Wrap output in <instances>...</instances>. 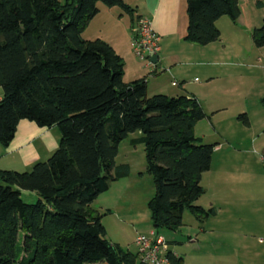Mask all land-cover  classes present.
I'll return each instance as SVG.
<instances>
[{
	"label": "trees",
	"instance_id": "16d2710c",
	"mask_svg": "<svg viewBox=\"0 0 264 264\" xmlns=\"http://www.w3.org/2000/svg\"><path fill=\"white\" fill-rule=\"evenodd\" d=\"M98 3L132 10L123 0H0V144L9 143L22 119L59 130L45 161L29 171L0 170V264H144L137 250L105 238L102 215L90 208L128 175L129 166L114 159L133 132L153 180L147 207L156 233L177 230L186 208L199 222L215 213L195 204L215 147L194 135L205 117L199 102L147 95L144 77L124 81L122 57L106 41L82 37ZM239 14L238 0H186L183 39L217 41L215 22ZM251 35L264 45V19ZM238 119L248 125L245 114ZM20 190L34 192L37 201L24 202ZM168 257L182 264L171 251Z\"/></svg>",
	"mask_w": 264,
	"mask_h": 264
},
{
	"label": "rangeland",
	"instance_id": "374dc122",
	"mask_svg": "<svg viewBox=\"0 0 264 264\" xmlns=\"http://www.w3.org/2000/svg\"><path fill=\"white\" fill-rule=\"evenodd\" d=\"M185 5L184 1L179 32L169 49L188 46L183 39L187 19ZM98 7L102 8L101 13L84 30L82 37L100 30L109 41H120L124 28L129 30L133 21V26L136 24L135 10L107 7L102 3H98ZM238 7L240 14L236 21L221 16L215 22L220 38L207 44L206 56H197L201 60L195 61L201 64L182 74L186 83L197 87L210 76L209 83L200 87L198 101L205 117L196 122L194 135L199 143L215 145L211 168L204 174L203 193L199 197L201 205L205 209L214 208L215 213L199 222L186 208L177 230H157L172 251L182 258V264L262 263L257 247L264 223V72L261 67L264 48L253 43L251 34L264 19V0H238ZM107 8H113V13ZM128 33L131 36L132 33ZM130 50L138 58L133 46ZM171 59L175 63L184 61L178 57ZM140 62L147 79L154 69L160 72L159 68L145 67V60ZM2 93L0 87V96ZM240 114L246 115L248 125L238 119ZM55 128L59 136L57 126ZM138 134L129 133L118 144L114 159L115 164L129 166V176L119 178L116 185L100 193L90 204L94 213L102 215L105 238L133 253L137 250L136 236L153 230L147 201L154 193V185L145 168L143 145L132 143ZM20 192L24 202L37 201V196L31 195L34 193ZM22 238L23 231L18 230V249Z\"/></svg>",
	"mask_w": 264,
	"mask_h": 264
},
{
	"label": "crops",
	"instance_id": "0c3cea01",
	"mask_svg": "<svg viewBox=\"0 0 264 264\" xmlns=\"http://www.w3.org/2000/svg\"><path fill=\"white\" fill-rule=\"evenodd\" d=\"M123 1L132 10H135L137 14L136 16L143 15L150 20L152 29L158 36L159 49L156 53L157 60L155 62H151L149 58L150 64L144 63V66L147 67L150 65L155 68H159L160 72L154 69L153 71L149 72V74H151V78L147 79L144 76L145 72L143 65H141L140 62L141 59L138 60V58H136L133 52L130 50V48L132 49V34L129 36L128 32L130 31V33H132L134 21L131 23L129 30L127 27L124 28L123 39L120 41L118 39L109 41L102 36L100 30L94 33L95 35H84L83 38H100L106 41L114 49V51L122 57L124 81H131L144 77L146 80L147 95L157 93H162L167 96L186 95L188 97H194L198 101L200 91L202 90L200 87L209 83L210 76L207 77V81L205 80V82L199 84L197 87L191 83H186L185 80L182 79V74L192 69V67L195 65L201 64L195 60L201 58L197 57L199 55H207L209 50H207L208 48L205 47L208 46H201L196 43L186 41L188 46L183 48H181V46L180 50L167 48L168 46L171 47L170 43L179 32V19L181 13H183V2L185 1L186 4V0ZM101 9L102 8H99L98 13L89 21L84 30L87 29L89 25H91L92 21H94L96 17H98V15L101 13ZM107 9L109 12L113 13V8ZM262 48H264V45L261 46V49ZM194 53L195 55H193ZM262 54L264 55V52ZM176 57L182 58L184 61L181 63L176 61L175 63V61H173L171 58ZM176 65H184V67H179ZM55 126L56 125L50 127H40L33 121L26 119L20 120L9 143L6 146H0V170L24 171L30 168L35 162L45 161L58 146L59 136ZM209 170L202 174L200 184L204 179V174L209 173ZM128 176L129 175L123 178H127ZM120 179L114 181L107 191L112 188V185H116ZM31 195L36 198L35 193ZM199 199L200 198L195 201V204L204 208L203 205H201ZM260 233L262 236L258 238L259 245L257 247V256L260 258L262 262L261 264H264V241L261 242L259 240L260 238H264V223L261 224V230L259 231V234ZM168 248L172 253L175 254V252H173L169 247V244ZM175 255L178 256L177 254Z\"/></svg>",
	"mask_w": 264,
	"mask_h": 264
},
{
	"label": "built area",
	"instance_id": "2783aa9c",
	"mask_svg": "<svg viewBox=\"0 0 264 264\" xmlns=\"http://www.w3.org/2000/svg\"><path fill=\"white\" fill-rule=\"evenodd\" d=\"M135 26L132 28V46L133 51L141 60L150 64L149 58L157 53L158 36L153 31L150 20L143 16H136ZM264 72V64L261 65ZM261 242L264 238L259 239ZM134 243L136 245L138 258L144 264H171L168 254L170 252L165 238L150 230L149 233L136 236Z\"/></svg>",
	"mask_w": 264,
	"mask_h": 264
},
{
	"label": "water",
	"instance_id": "95a60500",
	"mask_svg": "<svg viewBox=\"0 0 264 264\" xmlns=\"http://www.w3.org/2000/svg\"><path fill=\"white\" fill-rule=\"evenodd\" d=\"M157 60V54H154L153 56L150 57L151 62H155Z\"/></svg>",
	"mask_w": 264,
	"mask_h": 264
}]
</instances>
